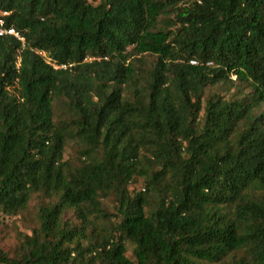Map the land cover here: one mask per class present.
<instances>
[{
  "label": "trees",
  "instance_id": "1",
  "mask_svg": "<svg viewBox=\"0 0 264 264\" xmlns=\"http://www.w3.org/2000/svg\"><path fill=\"white\" fill-rule=\"evenodd\" d=\"M0 9V264H264V0Z\"/></svg>",
  "mask_w": 264,
  "mask_h": 264
},
{
  "label": "rangeland",
  "instance_id": "2",
  "mask_svg": "<svg viewBox=\"0 0 264 264\" xmlns=\"http://www.w3.org/2000/svg\"><path fill=\"white\" fill-rule=\"evenodd\" d=\"M90 2L93 3L94 5H98L100 3V0H90ZM70 155H71V152L69 150L66 158L68 159L70 157ZM134 187L137 190H142L143 185L141 182H137L136 184H134ZM106 208L110 212L114 211V208H115L114 202L113 201L107 202ZM13 230H14V222L10 221L7 223V227L3 230L2 235L0 237L1 238V240H0V247L1 248H4L6 250H12L13 247L16 245V238H15ZM126 255L128 258L134 259L133 258V249L131 246L127 247Z\"/></svg>",
  "mask_w": 264,
  "mask_h": 264
},
{
  "label": "built area",
  "instance_id": "3",
  "mask_svg": "<svg viewBox=\"0 0 264 264\" xmlns=\"http://www.w3.org/2000/svg\"><path fill=\"white\" fill-rule=\"evenodd\" d=\"M9 16L10 13L4 12L3 10L0 9V38L14 37L19 41L24 42V40L20 37L19 33L13 27H9L7 25L6 18H8Z\"/></svg>",
  "mask_w": 264,
  "mask_h": 264
}]
</instances>
